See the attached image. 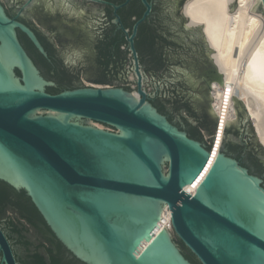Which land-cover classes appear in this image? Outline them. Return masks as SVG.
<instances>
[{
  "label": "water",
  "instance_id": "obj_1",
  "mask_svg": "<svg viewBox=\"0 0 264 264\" xmlns=\"http://www.w3.org/2000/svg\"><path fill=\"white\" fill-rule=\"evenodd\" d=\"M36 1L0 0V182L29 199L79 264H192L175 240L199 264H264V147L232 96L236 119L225 121L211 158L218 117L210 107V83L225 84L202 26H184L187 0H139L144 11L130 31L117 12L132 0H61V10L50 0L43 7ZM255 1L250 12L264 16V0ZM170 7L175 47L163 48L162 66L150 51L140 61L139 26ZM56 22L81 33L50 39L66 70L57 76L54 66L40 70L20 42L26 37L47 58L33 30L48 37ZM112 25L124 35L125 61L117 71L109 67L105 83H96L103 70L95 47ZM67 83L81 87L47 92ZM8 215L14 214L6 208ZM0 257L1 264H16L1 228Z\"/></svg>",
  "mask_w": 264,
  "mask_h": 264
},
{
  "label": "bare ground",
  "instance_id": "obj_2",
  "mask_svg": "<svg viewBox=\"0 0 264 264\" xmlns=\"http://www.w3.org/2000/svg\"><path fill=\"white\" fill-rule=\"evenodd\" d=\"M234 0H187L182 13L188 18L186 27L202 26L201 33L209 49L213 65L222 74L223 88L210 83V107L217 122L235 119L232 96L241 101L257 137L264 147V16L250 12L255 0H236L234 11L228 6ZM92 126L105 130L99 124ZM211 158L218 151L210 152ZM213 155V156H212ZM206 170L186 190L193 193ZM163 227L169 231L170 213L166 209Z\"/></svg>",
  "mask_w": 264,
  "mask_h": 264
},
{
  "label": "trees",
  "instance_id": "obj_3",
  "mask_svg": "<svg viewBox=\"0 0 264 264\" xmlns=\"http://www.w3.org/2000/svg\"><path fill=\"white\" fill-rule=\"evenodd\" d=\"M104 1L118 5L123 3L125 0ZM105 9L108 15H110L112 11L111 8L105 7ZM143 11L144 9L139 0H132L127 6L120 9L117 13L120 16L124 28L131 30L132 25L134 24V21H131V19L133 17L139 19ZM173 17L172 7H170L165 12L159 10L155 18L147 20L139 26L135 39V47L139 54L140 61H142L143 52L150 51L152 52L153 57L156 58L162 66L164 59L163 48L175 47V43L170 40L171 35L169 33L176 26ZM36 36L47 53V58L42 57L26 37H24L23 40L20 39L21 44L29 53L33 62L40 68L54 66L56 76L57 71L64 73L66 70L62 68L61 61L59 59L53 60L54 51L51 46L39 34H36ZM122 44H126L124 35L120 30H116L115 26H111V28H107L104 31L102 39L97 42L95 47L98 53L96 62L103 70V73H101L94 80V82L105 83L107 79L104 75L109 72V67H112L114 72L122 66L125 61V57H120L123 54L120 51V46ZM157 44L160 45L159 48L156 46ZM49 61L51 63H49ZM80 87L81 86L79 84L74 83H67L65 85L58 84L56 88L47 89V92L49 94H57L63 90H72ZM7 207L17 210L19 215L36 230L38 236L47 244V247L42 244L34 246V242L30 241V239L26 237L27 230L24 227L18 224L16 225L10 221L7 232L9 238L16 246V254L22 250L25 254H27V258L31 259L30 262H23L22 264H79L74 259L65 256V250L46 227L37 211L31 205L29 199L26 198L22 192H15L0 182V214ZM179 244L183 249L184 256L192 264H199L180 242ZM30 247H35L36 250L31 253L29 250ZM38 248H45L46 254L48 255L47 260L37 251Z\"/></svg>",
  "mask_w": 264,
  "mask_h": 264
},
{
  "label": "flooded vegetation",
  "instance_id": "obj_4",
  "mask_svg": "<svg viewBox=\"0 0 264 264\" xmlns=\"http://www.w3.org/2000/svg\"><path fill=\"white\" fill-rule=\"evenodd\" d=\"M51 2H52V6H55V4H57V6H58V9L57 10H61V8L63 7V4H62V2H61V0H50ZM150 2H151V0H149ZM37 2V4L35 3V6H45L46 4H47V2H48V0H46V1H43V0H37L36 1ZM39 3V4H38ZM70 5H71V7H73V1L70 3ZM153 6V5H152ZM104 7H108V6H104ZM51 8V7H50ZM48 9V11H46V12H48L49 14H51L53 11H51V9ZM70 8V7H69ZM153 9V8H152ZM69 11L68 12H70V9H68ZM75 16V15H74ZM120 17V16H119ZM9 18H16V17H9ZM74 18H76V17H74ZM93 19V18H92ZM109 19L112 21L113 20V15H112V11H111V16H109ZM134 19L136 20V18L135 17H133L132 19H131V21H134ZM150 19H153L152 17H151V15H150V17L147 19V20H150ZM95 20H97V19H95ZM121 20V19H120ZM146 20V21H147ZM17 21H18V19H17ZM24 23L26 24V25H28L27 24V22H25L24 21ZM92 23H94V22H91V23H89V25L87 24V26H86V28L88 29V30H93V27H91V25L90 24H92ZM122 23V22H121ZM123 25V24H122ZM29 26V25H28ZM112 26H114V25H112ZM115 29L116 30H119L116 26H115ZM50 30L52 31V33L48 36V37H44L43 35H41L40 33H38L35 29L33 30V32H34V34L36 35V34H39L41 37H43L46 41H47V43L51 46V48H52V50L55 52V50H54V47H53V45H52V43L50 42V39H55V40H57V39H60L61 37H70L71 39H74V37H76V36H78V35H81V33H78V29L75 27V26H70V25H68V24H66V23H63V22H56V23H54V25H52L51 27H50ZM129 30V29H128ZM130 31V30H129ZM175 31H177V25L173 28V30L172 31H170L169 33H170V35H174L175 34ZM89 33V32H88ZM37 37V36H36ZM57 58H56V56H55V54H54V57H53V60H56ZM49 63H51L50 61H49ZM61 65H62V68H64V64L61 62ZM39 68V67H38ZM40 69V68H39ZM41 70V69H40ZM190 137V136H189ZM191 138V137H190ZM238 161V160H237ZM7 208H9L11 211H12V213L14 214V215H8V216H5V210L4 211H2L1 212V214L0 215H3L4 216V219H3V222L2 223H4L3 225L0 223V228H1V230L4 232V234H5V236H6V238L8 239V241H9V243H10V245H11V248H12V251H13V254H14V258H15V261H16V264H22L23 262H30L31 261V259H28L27 257H26V259L25 260H23L21 257H20V255H19V253L17 252V254H16V252H15V248H16V246H15V244H14V242L9 238V236H8V232H7V229H8V224H9V222L11 221V222H13V223H15L16 225L18 224V225H20V226H22V227H24L26 230H27V233H26V237H27V234L30 232V228H32L33 229V231H34V234H35V241H34V246H38L39 244H42L43 246H46L47 247V244L38 236V234H37V232H36V230L30 225V224H28V222L25 220V219H23L20 215H19V213L17 212V210H15V209H13V208H10V207H7ZM28 238V237H27ZM35 248V247H34ZM39 249L40 248H38L37 249V251H39ZM43 249V251H44V253L43 254H41L40 252V254L42 255V256H44L45 257V259L47 260V258H48V255L46 254V250H45V248H42ZM34 250H36V248L34 249ZM65 256L67 257L68 255L66 254V252H65ZM0 264H1V257H0Z\"/></svg>",
  "mask_w": 264,
  "mask_h": 264
},
{
  "label": "rangeland",
  "instance_id": "obj_5",
  "mask_svg": "<svg viewBox=\"0 0 264 264\" xmlns=\"http://www.w3.org/2000/svg\"><path fill=\"white\" fill-rule=\"evenodd\" d=\"M184 26H186V23H184ZM209 94H210V92H209ZM210 104H211V102H210ZM235 119H236V117H235ZM93 124H99V123H92L91 122L89 125H93ZM99 125H101V124H99ZM101 126L105 130L114 131L113 129H110V128L106 127V126H103V125H101ZM224 126L225 125L220 124L219 122H217L215 135H214L213 142H212V145H211V148H210V152L219 151V147H220L222 136H223ZM168 229L170 230V227ZM175 242L177 244H179L177 240H175Z\"/></svg>",
  "mask_w": 264,
  "mask_h": 264
}]
</instances>
